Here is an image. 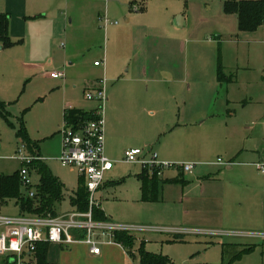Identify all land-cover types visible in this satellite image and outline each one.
Listing matches in <instances>:
<instances>
[{
	"label": "rangeland",
	"instance_id": "rangeland-1",
	"mask_svg": "<svg viewBox=\"0 0 264 264\" xmlns=\"http://www.w3.org/2000/svg\"><path fill=\"white\" fill-rule=\"evenodd\" d=\"M225 1L0 0V14L9 16L14 43L0 50V99L10 109L8 119L0 116V177L23 166L19 156L23 141L17 136L21 118L31 140L40 143L41 153L52 158L46 163L49 169L66 179L67 191L79 190L78 169L63 166L55 159L62 144L65 105L69 101L89 103L85 94L95 91L91 83L105 79L106 69L109 77L119 72L123 51L118 43L127 28L152 25V31L141 35L150 48L154 42H187L189 76L181 86L201 89L197 97L187 96L189 102L198 98L202 103H227L231 95L239 97L245 92L252 93L254 102L260 97L264 100V23L254 31H240L238 16L225 12ZM175 14L176 20L182 15L187 24L180 29L172 25L166 30L164 27L169 26ZM37 44L44 48L43 54L33 52ZM95 60L102 63L101 67L93 66ZM133 62L134 59L126 63ZM219 63L224 67L222 83L217 78ZM58 71L65 76L53 79L50 74ZM230 71L238 74L236 85L229 84ZM150 86L155 91L180 84L164 80ZM151 99L157 104L164 102L161 95L158 99L154 94ZM221 165L228 170L227 185L237 181L236 165L232 170ZM142 172L139 164L117 165L113 172L105 174V185L97 192L108 219L130 227L136 238V257L130 256L129 264L139 263L140 247L167 256L169 264H264V174L256 166L245 168L252 191L240 192L243 206L237 208L236 216L228 215L221 222L217 218H198L189 208L173 212V205L166 199L145 201L137 175ZM169 176L167 169L164 178ZM181 177L190 179L187 174ZM32 179L35 189L40 173L33 170ZM29 189L21 186L24 195ZM57 208L73 210L69 196ZM20 213L15 198L0 200V215Z\"/></svg>",
	"mask_w": 264,
	"mask_h": 264
},
{
	"label": "crops",
	"instance_id": "crops-1",
	"mask_svg": "<svg viewBox=\"0 0 264 264\" xmlns=\"http://www.w3.org/2000/svg\"><path fill=\"white\" fill-rule=\"evenodd\" d=\"M176 15L169 26L164 27L166 30L172 25L175 29H180L187 24L186 18L178 15L176 20ZM152 28L154 27L150 24L127 28L124 39L118 43L123 51V64L119 72L113 77L107 76V69L103 72L105 79L108 78L105 84L108 96L104 110L105 153L115 162L114 168L107 173L113 172L117 165L128 164L123 161L124 152L132 148H142L146 157L158 151L163 160L195 162L196 168L186 173L190 179L179 178L183 173L177 169H169L170 176L167 178L161 176L167 182L162 186L160 201L166 199L171 203L173 212L176 209L182 210V207L189 208L196 217L208 220L217 218L221 222L228 215L236 216L237 208L243 206L240 192L252 191L251 181L244 175L245 168L256 166L255 163L264 158V100L260 97V100L256 99L254 102L252 93L245 92L239 97L231 95L227 103H202L197 101L198 98L189 102L187 96L191 94L197 97L201 89L181 86L189 76L187 42L179 43L178 39L154 42L150 48L141 35L152 31ZM3 48L1 46L0 50ZM43 49L37 44L33 52L43 54ZM132 59L134 62L127 65L126 62ZM97 61H94L93 66L99 68L101 65H95ZM235 72H229L232 76L229 84H237L238 74ZM164 80L169 84H180V87L164 86L160 90H151L152 82L162 83ZM120 83L128 85L115 87ZM143 83L144 86H138ZM100 87L97 81L91 83L90 88L95 90ZM119 87L121 90H118ZM154 94L158 99L159 95L163 96L164 102L157 104L151 99ZM88 101L86 104L69 101L65 109L70 106L95 111L100 106L97 100ZM61 151L62 144L55 157L58 162ZM41 155L44 156L45 163L52 159L48 155ZM222 155L232 162L227 169L232 170L236 165L234 169L238 174L237 181L229 182L228 185L225 179L228 170L222 169V165L217 163L218 158H224ZM80 177L82 178L81 175ZM59 179L65 185L64 198L69 196L70 200L75 192L67 191L63 176H59ZM163 194L168 197H163ZM254 195L257 197V193ZM99 201L102 208V202ZM74 210L76 207L70 211H59V214ZM232 230L235 232L234 228ZM128 258L126 252L117 245H103L101 254L94 255L86 244H50L46 264H129Z\"/></svg>",
	"mask_w": 264,
	"mask_h": 264
},
{
	"label": "built area",
	"instance_id": "built-area-1",
	"mask_svg": "<svg viewBox=\"0 0 264 264\" xmlns=\"http://www.w3.org/2000/svg\"><path fill=\"white\" fill-rule=\"evenodd\" d=\"M137 9V7H135ZM107 22V21H106ZM110 23V22H109ZM97 61L95 65H101ZM54 78H62L64 72H52ZM100 88L94 92H86L88 100H97L100 106L94 111L96 118L84 123L78 129L64 122L62 133V151L58 157L63 166L76 167L86 181L88 189V210H74L57 216L21 214L19 216L0 215V264L8 260L13 264H38L37 247L40 243L60 244L70 246L86 244L94 255L101 254L103 245H117L130 257L131 251L115 240V234L120 231L132 233L130 227L110 221H100L94 218V209L100 208L97 192L104 184L105 174L114 168L115 162L105 153V103L108 100L105 84L106 79L99 81ZM66 109H71L69 108ZM23 166L20 169L22 185L30 188L27 195L33 197L32 173L29 165L34 160L44 161L42 155H32L25 152V147L19 150ZM124 162L139 164L148 168L151 173L157 172L163 176L167 169H177L183 174L192 172L195 162H170L159 157L157 152L146 157L142 148L127 149L124 152ZM218 164L232 165V162L218 158ZM257 169L264 174V158L255 163ZM130 264H136L134 262ZM140 264V263H138Z\"/></svg>",
	"mask_w": 264,
	"mask_h": 264
},
{
	"label": "trees",
	"instance_id": "trees-1",
	"mask_svg": "<svg viewBox=\"0 0 264 264\" xmlns=\"http://www.w3.org/2000/svg\"><path fill=\"white\" fill-rule=\"evenodd\" d=\"M224 9L226 13H234L238 16L240 31H254L264 23V0H226ZM9 16L0 14V46L6 47L14 45L10 37ZM219 82L225 79L224 67L219 63L217 69ZM231 79V78H230ZM10 114L9 106L0 100V116L8 119ZM96 118L94 111H85L77 108L65 109L64 122L74 125L75 128L81 127L89 120ZM20 127L17 129V136L23 141L29 154L41 155L40 143L31 140L23 120L20 118ZM30 172L36 170L40 173V181L35 186V195L30 197L21 191L20 169L13 174H3L0 177V200L6 202L8 199L15 198L22 214L31 215H53L57 216V208L64 199L65 185L49 169L45 161L34 160L29 165ZM143 172L138 175L142 181V194L145 201L157 202L161 200V189L167 180H163L157 175L156 171L150 172L148 168H142ZM88 189L86 181L81 178V187L71 196L70 202L77 210H88ZM94 218L100 221H109L104 210L94 209ZM115 240L122 243L130 251L134 249L136 238L132 233L120 231L115 234ZM50 243H40L37 247L36 257L38 264L48 263L47 255ZM140 264H169L170 260L163 254H157L144 250H138ZM133 257L135 254L131 253ZM3 264V263H2ZM6 264H13L8 260Z\"/></svg>",
	"mask_w": 264,
	"mask_h": 264
},
{
	"label": "water",
	"instance_id": "water-1",
	"mask_svg": "<svg viewBox=\"0 0 264 264\" xmlns=\"http://www.w3.org/2000/svg\"><path fill=\"white\" fill-rule=\"evenodd\" d=\"M0 48H1V46H0Z\"/></svg>",
	"mask_w": 264,
	"mask_h": 264
}]
</instances>
